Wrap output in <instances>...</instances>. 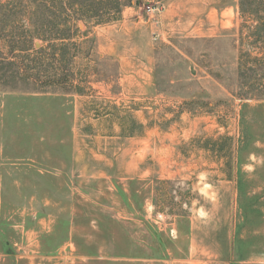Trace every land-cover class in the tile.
I'll use <instances>...</instances> for the list:
<instances>
[{"label": "rangeland", "instance_id": "1", "mask_svg": "<svg viewBox=\"0 0 264 264\" xmlns=\"http://www.w3.org/2000/svg\"><path fill=\"white\" fill-rule=\"evenodd\" d=\"M261 17L0 0V264H264ZM107 126L119 160L89 151Z\"/></svg>", "mask_w": 264, "mask_h": 264}, {"label": "crops", "instance_id": "2", "mask_svg": "<svg viewBox=\"0 0 264 264\" xmlns=\"http://www.w3.org/2000/svg\"><path fill=\"white\" fill-rule=\"evenodd\" d=\"M111 125L115 126L113 122H111ZM105 132H106V136H100L98 134L97 136L94 137L95 145L92 148H89V151L92 152V155L95 156L96 158L103 159L107 162L108 160H110V157L111 159L113 158L115 160H119L120 157L125 153V149H126L125 138L120 136V132L118 128L113 130L107 126V130ZM141 141L142 140H139V142ZM101 151H106L107 153L103 154ZM141 164L142 161L139 160L138 163L136 164V166H138L136 167V170H140V171L142 170ZM149 171H151V169L149 170L147 169L146 171L144 170L142 173H149ZM196 264H207V263L203 261L201 262L197 261ZM226 264H253V262L251 260L245 259L234 262L228 261Z\"/></svg>", "mask_w": 264, "mask_h": 264}, {"label": "trees", "instance_id": "3", "mask_svg": "<svg viewBox=\"0 0 264 264\" xmlns=\"http://www.w3.org/2000/svg\"><path fill=\"white\" fill-rule=\"evenodd\" d=\"M257 17H260L259 15H258V13H257ZM262 19H264L263 17H261Z\"/></svg>", "mask_w": 264, "mask_h": 264}]
</instances>
